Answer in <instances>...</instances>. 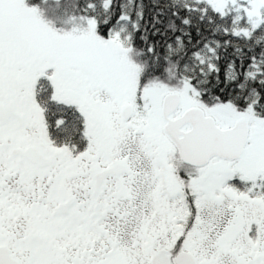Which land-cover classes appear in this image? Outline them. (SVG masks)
Masks as SVG:
<instances>
[{
    "label": "flooded vegetation",
    "instance_id": "af4514ba",
    "mask_svg": "<svg viewBox=\"0 0 264 264\" xmlns=\"http://www.w3.org/2000/svg\"><path fill=\"white\" fill-rule=\"evenodd\" d=\"M117 67L3 29L0 0V264H172L183 252L196 264H264V168L227 170L250 137L238 161L182 162L162 133L163 97L179 96L170 121L214 108L188 84ZM252 178L259 197L242 191ZM218 200L233 203L221 222ZM152 219L165 235L151 233Z\"/></svg>",
    "mask_w": 264,
    "mask_h": 264
},
{
    "label": "trees",
    "instance_id": "16d2710c",
    "mask_svg": "<svg viewBox=\"0 0 264 264\" xmlns=\"http://www.w3.org/2000/svg\"><path fill=\"white\" fill-rule=\"evenodd\" d=\"M8 2L3 8L12 10ZM29 8L47 25L65 29L61 33L91 20L96 35L116 39L127 49L128 64L147 80L188 84L198 105H230L264 123V10L256 25L242 7L221 13L208 0H23L13 11ZM254 179L242 191L259 197Z\"/></svg>",
    "mask_w": 264,
    "mask_h": 264
},
{
    "label": "rangeland",
    "instance_id": "374dc122",
    "mask_svg": "<svg viewBox=\"0 0 264 264\" xmlns=\"http://www.w3.org/2000/svg\"><path fill=\"white\" fill-rule=\"evenodd\" d=\"M213 8L218 12H223L228 6L232 7H242L245 13L251 20L253 25L258 24L260 21V14L264 10V0H208ZM23 0H11L8 2L11 9L3 8V26L7 29H30L36 31V36L40 44L46 42L59 46L62 43H68L72 48L73 56H81L84 59H91L93 57H101L107 59L108 64L115 63V60H119L120 67L114 69V72H119L121 75L126 73H134L135 70L128 64L126 60L127 52L124 48L119 45L116 39H109L104 41L99 38L95 33V25L91 20H86V25L82 28L74 26L72 29H54L52 26L47 25L40 15L34 11V9L29 8L25 11H13V9L19 8ZM76 25V24H75ZM124 65V66H123ZM127 66L129 69H125ZM117 70V71H116ZM153 90H155L153 88ZM217 122L219 127H227L231 125L235 119L241 117L239 113L230 105L226 107H216L211 112ZM244 116V115H243ZM250 121V143L247 153L242 157L241 161L234 163L233 169L236 170H257V162L260 164V168H264V123L258 118H254L250 112L247 116ZM135 166H137L135 164ZM150 174L153 176L154 168L149 169ZM157 170V169H156ZM154 177V176H153ZM151 177V178H153ZM221 179H216V186L221 184ZM157 183V181H156ZM152 184V183H151ZM217 201L215 207H217V222L223 221L228 213L233 208V203L230 201H225L224 203H219ZM154 208V207H153ZM256 211V208H254ZM151 211H155L152 210ZM150 226V231L153 234H166L162 233V230L166 227V224H156L155 220ZM158 223V222H157ZM170 231V227H167ZM138 261L136 260V263Z\"/></svg>",
    "mask_w": 264,
    "mask_h": 264
},
{
    "label": "water",
    "instance_id": "95a60500",
    "mask_svg": "<svg viewBox=\"0 0 264 264\" xmlns=\"http://www.w3.org/2000/svg\"><path fill=\"white\" fill-rule=\"evenodd\" d=\"M179 106L176 93L167 94L161 103V116L164 121L163 135L174 145L179 159L193 166H203L211 158L233 162L244 152L247 144L250 125L246 116L237 118L228 129H221L211 116H205L199 107L189 108L176 120L170 121L168 115ZM123 120L131 116L130 108L122 110ZM188 125L190 130L179 137V129ZM119 170V169H117ZM151 264H170L169 260L153 258ZM172 264H196L186 252L172 259Z\"/></svg>",
    "mask_w": 264,
    "mask_h": 264
}]
</instances>
